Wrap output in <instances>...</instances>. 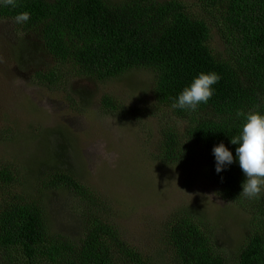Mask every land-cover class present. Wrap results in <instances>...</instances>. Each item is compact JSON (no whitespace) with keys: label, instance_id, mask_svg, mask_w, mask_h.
I'll return each instance as SVG.
<instances>
[{"label":"trees","instance_id":"obj_1","mask_svg":"<svg viewBox=\"0 0 264 264\" xmlns=\"http://www.w3.org/2000/svg\"><path fill=\"white\" fill-rule=\"evenodd\" d=\"M196 1L212 14L226 44L223 53L211 47V24L181 0H17L16 7L0 6V20L15 22L17 14L30 13L26 23H16L22 42L13 53L21 64L32 48L50 57L51 68L32 78L52 91L72 80L109 83L134 71L150 73L157 110L147 105L143 113L166 119L156 157L170 166L196 161L195 151L204 153L211 191L248 216V237L236 264H264V198L239 196L244 176L238 162L217 174L212 152L223 142L235 157L237 146L230 138L243 123L235 117L237 109L264 112V0ZM27 36L36 42L28 44ZM201 72L221 77L213 97L195 112L174 109L179 93ZM101 106L123 112L110 94ZM15 135L1 133L9 142ZM63 148L31 165L16 158L0 162V264H165L167 254L175 264H232L199 204L180 205L168 214L159 255L137 249L94 211L98 201ZM55 193L84 200L72 208L82 210L70 218L72 234L51 222L49 203Z\"/></svg>","mask_w":264,"mask_h":264},{"label":"rangeland","instance_id":"obj_2","mask_svg":"<svg viewBox=\"0 0 264 264\" xmlns=\"http://www.w3.org/2000/svg\"><path fill=\"white\" fill-rule=\"evenodd\" d=\"M181 1L211 24V47L223 53L226 44L212 14L196 0ZM20 33L15 22L0 20V162L16 158L23 166L31 165L37 158L43 161L44 155L54 154L56 148H66L68 163L98 201L93 206L97 215L116 225L130 244L154 256L165 248L163 224L168 214L180 205L199 204L213 224L217 246L236 264L248 237V216L211 191L204 175L206 158L200 150L195 151L197 160L192 163L166 166L158 160L160 128L166 119L143 113L147 105L157 110L152 75L134 71L109 83L72 80L52 91L32 78L33 73L51 68L50 57L32 48L25 64L15 60L13 49L22 42ZM33 42L36 39L27 36V43ZM107 94L124 113L102 108ZM2 131L16 135L4 141ZM75 201L84 200L75 194L55 193L49 203L51 222L66 235L72 234L70 218L82 213L73 211ZM164 258L165 264H175L171 254Z\"/></svg>","mask_w":264,"mask_h":264},{"label":"clouds","instance_id":"obj_3","mask_svg":"<svg viewBox=\"0 0 264 264\" xmlns=\"http://www.w3.org/2000/svg\"><path fill=\"white\" fill-rule=\"evenodd\" d=\"M0 6L16 7L17 0H0ZM29 19V12H21L16 15L15 23L23 24ZM220 79V75L215 72L199 73L179 93L172 107L195 112L200 105L207 104L213 97L215 93L213 86L218 84ZM235 117L243 121L239 134L230 138V143L237 146L235 157L223 142L215 145L212 149L215 171L219 174L238 162L244 176L239 196L248 200H260L264 198V112L259 110L245 112L237 109Z\"/></svg>","mask_w":264,"mask_h":264}]
</instances>
